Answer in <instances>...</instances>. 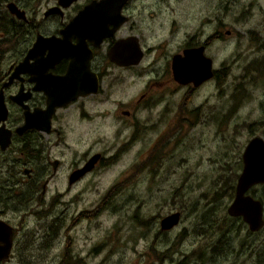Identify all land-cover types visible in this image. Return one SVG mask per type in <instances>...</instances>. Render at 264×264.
Listing matches in <instances>:
<instances>
[{
	"label": "rangeland",
	"instance_id": "rangeland-1",
	"mask_svg": "<svg viewBox=\"0 0 264 264\" xmlns=\"http://www.w3.org/2000/svg\"><path fill=\"white\" fill-rule=\"evenodd\" d=\"M21 4L31 6L42 19L53 0H21ZM127 12L131 19L126 29L144 31L151 41L146 46L154 47L141 64L144 73L131 72L126 83L115 87L108 103L96 106L104 114H91L82 121L74 115L65 122L68 163L91 149L107 157L121 147L123 151L66 195L37 196L45 199L43 206L34 196L30 207L35 212L50 210L49 205L60 200L58 211L66 214L58 222L60 243L48 251L39 245L53 218H46L45 213L30 216V236H36L33 241L30 237V264H186V253L200 252L204 245L196 233L204 226L212 236L206 243L222 237L229 241L216 264L262 263L264 228L251 232L248 225L233 224L235 218L227 209L234 200L232 188L242 173L247 142L256 134L264 136V67H255L263 73L250 67L252 60L264 58V0H133ZM243 15L245 25L236 20ZM219 20L224 23L222 31L236 27L245 33L242 28H251L260 31L263 39L245 40L239 46L235 36L213 45L209 55L215 59V69L223 71L222 79L196 89L187 101L188 89L170 76L168 63H173L189 37L201 39ZM42 28L53 27L44 23ZM170 31H177L173 39ZM20 49H1L4 72ZM234 59L237 63L232 65ZM165 69L169 71L162 75ZM158 79L167 82L156 86ZM146 89L154 96L148 107L139 106L140 137L128 144L135 119L121 111L130 108ZM87 109L94 106L88 104ZM64 181H57L55 187L62 189L63 183L67 187ZM84 187L93 192L82 193ZM255 193L264 199V186ZM91 211L89 219L76 220L79 212ZM177 212L181 213L179 224L162 229L161 221ZM191 264H201V260Z\"/></svg>",
	"mask_w": 264,
	"mask_h": 264
},
{
	"label": "flooded vegetation",
	"instance_id": "flooded-vegetation-1",
	"mask_svg": "<svg viewBox=\"0 0 264 264\" xmlns=\"http://www.w3.org/2000/svg\"><path fill=\"white\" fill-rule=\"evenodd\" d=\"M93 1L94 0H83L82 2V0H76L68 6H64L60 3V0H53V4L47 7L42 19H38V17L35 16L36 12L30 10L31 6L26 8L21 4V0H4V2H0V7L4 8V10H0V16L2 13H5L9 19L7 25H11L14 29L12 33L18 31V36L13 39L8 37L10 34H7L6 36L4 32L0 31V39L8 37V40L12 41L6 47L9 51H15L21 48L18 57L8 65L5 72L2 69L3 75L0 76V95L7 108L5 119L0 121V127L5 125L6 128L12 132L11 142L6 148H3V140H0V264H10L14 261H21L23 264H30V250L32 249V245H30V216L34 215V213L39 216H43L45 213L46 218H53L51 219V226L47 229V234L45 233V236L43 237V240H45L39 245V249L42 251H48L59 245L61 223L58 224V222H61V220L63 221L66 214L63 209L62 211H58L59 206H61V201L58 200L59 202L57 204H50V210L45 208L42 211L35 212V208L30 207L35 197L39 206H43L45 199H40L37 196L48 194L54 196L66 195L67 192L72 191L74 186L91 179L90 177L93 174L96 175L100 167L106 168L112 163L111 161L116 159V157L123 151V147H121L116 155L112 154L110 157H107L103 152H99L98 150L93 151V149H91L88 153H85V155H82L79 158H71L68 163L65 158L66 148L68 147L65 141V122L67 118L74 115L82 121V119L91 117V114L97 117H99L100 113L104 114V112H99L97 109L98 107L96 106L99 103L101 105L106 102L108 103V99H110L109 96L113 95L115 87L120 83H126L131 72H136L138 74L144 73L143 68L140 69L142 66L141 64L143 63L145 55L154 51V47L146 46L150 45L149 43L151 41L146 39L147 35L144 31H132V28L126 29V25L131 19L127 9L133 0H129L122 8V14L126 16L128 20L110 36H106L100 42H98V39L93 40L92 38H87L84 42V39L80 36H74L71 38L73 43L81 42L79 44L84 50V53L78 58L80 62L77 64L78 67L76 70L80 73L81 78L87 80V84L84 86L87 91L86 94L77 96L67 105L60 107L57 106L56 110L50 114L51 116L49 118H47L45 112L48 110V101L53 93L51 91L47 92L45 88L54 86L52 90L57 91L62 90V86L46 84L44 79L47 76L50 78H52V76H65L69 71L71 59L62 58L60 61L50 66L46 64V59L49 56L50 51L46 50L44 53L38 52L37 54H31L29 61L25 65V70L19 68L20 64L25 62V58L34 47L39 36L45 38L61 37L62 30L80 11ZM9 3H15L16 6L25 13L26 18L13 14L8 8ZM211 20V18L207 19L208 22H211ZM236 20L238 23L245 25L247 18L243 15L237 17ZM44 23L53 28H47V30L44 31L42 28ZM223 25L224 23L219 20V25L210 33L203 34L201 39L198 38L196 40V36L189 37L181 50H178L175 53V55L183 54L185 50L203 46L205 48L204 54L210 57L213 61L214 74L209 80L199 86H195L192 82L181 84L175 79L173 63H168L171 74L170 76H173V79L178 84L186 85V88L188 89L186 95L187 101L188 96L196 89L208 84L211 80L217 79L219 81L222 79L221 76L223 71L215 69V59L213 56L209 55V51L213 45L226 42L229 37L235 36V39L239 40V46L244 45L246 43L244 42L245 40L254 41L255 38L260 42L263 39L261 32L256 31L255 29L242 28L245 33L236 29V27L233 29L227 28L226 31H222L224 27ZM170 32L173 39V36L177 31H175V33L174 31ZM123 41L125 49H129L130 46H140L144 53L140 63L120 65L112 60L110 54L113 52L117 44ZM23 42L26 44L21 46ZM158 50L159 49H157V51ZM170 59L171 58H169L168 61H170ZM87 62L88 66L86 67ZM263 62V57L256 58L251 61L250 67L253 68L254 71L260 73L262 70L255 69V67H264ZM234 63H237V60L234 59L232 65H234ZM40 65L42 67H37ZM166 71L168 72L169 70H163L162 75L165 74ZM261 73H263V71ZM107 81H109L108 92L105 87ZM154 82L153 83L156 86H162L167 80L158 79L154 80ZM151 92V90L146 89L141 93L137 100L130 103V108L121 111L127 118L134 117L135 119L130 124L135 126V131L130 137L128 144L133 143V141L135 142L140 137L141 127H138L137 113L140 109L139 106H142L143 103L145 107L149 106V103L154 96ZM100 96L105 97L101 98ZM16 99L23 101V104H20ZM88 104H92L94 109L88 110ZM26 112L30 114L34 124L43 128L40 129L36 126L26 127ZM256 136L264 139V136L257 134L251 139ZM97 155V161L93 162L87 171L82 172L88 167L89 162H91V160ZM64 173L65 175L62 177V174ZM241 174L242 173H240V175ZM64 180L68 182L67 187L65 183H63L65 187L62 189L55 187L57 181ZM95 183L96 181H94V185ZM260 186H264V183H259L251 187L246 195H250L254 199L262 201L264 206V199L258 198L255 193L256 188ZM94 189L96 190L97 188ZM232 189L235 193V200L237 183ZM80 191L82 193L93 192L91 188L89 190V187H84ZM91 213L92 211L90 214H88V212H79L76 220H80L81 217L89 219L88 217L93 215V213ZM229 216L235 218L233 224L243 223L249 227V224L244 221L242 216H231L230 214ZM209 226L215 227L216 225L211 224ZM209 232L210 231L206 226L200 227L198 237L202 239L204 245L201 246L200 252L186 253V264H191V261L194 259L201 260V264L218 263L222 253L227 249L229 241L224 240V237H222L219 241L214 239L213 243H206L210 240V237H212L207 235ZM35 237L36 236L31 237L32 241L36 239ZM67 248H69L68 245H66L65 249L67 250Z\"/></svg>",
	"mask_w": 264,
	"mask_h": 264
},
{
	"label": "water",
	"instance_id": "water-1",
	"mask_svg": "<svg viewBox=\"0 0 264 264\" xmlns=\"http://www.w3.org/2000/svg\"><path fill=\"white\" fill-rule=\"evenodd\" d=\"M74 1L76 0H60V3L64 6H68ZM128 1L129 0H94L70 21L62 30L61 37L45 38L39 36L34 47L25 58V62L21 63L19 68L25 70V65L29 61L31 54H37L38 52L44 53L46 50L50 51L46 59V64L50 66L60 61L62 58L71 59L69 71L65 76L50 75L53 79L48 76L44 79L46 84L62 86V90L57 91L52 90L54 86L45 88L47 92L51 91L53 93L48 101V110L45 112L47 118L56 110L57 106H65L77 96L86 94L87 91L86 87H84L87 84V80L81 78L80 73L76 70L78 67L77 64L80 62L78 58L84 53V50L79 44L81 42L73 43L71 38L80 36L84 39V42L87 38H92L93 40L98 39V42H100L106 36H110L128 20V18L122 14V8ZM8 8L13 14L26 18L25 13L21 11L15 3H9ZM204 49L203 46L192 48L185 50L183 54H178L173 57V71L175 79L178 82L181 84L192 82L195 86H199L213 76V61L204 54ZM143 54L139 45L135 47L130 46L129 49H125L123 41L117 44L110 56L112 60L118 64L128 65L140 63ZM42 66L40 65L37 67ZM87 66L88 62L86 64V67ZM0 100V121H2L5 119L7 108L1 95ZM16 100L20 104H23V101L20 99ZM26 118V127L36 126L40 129L43 128L34 124L28 112H26ZM11 135V130L7 129L5 125L0 127V140H3V148H6V146L10 144ZM97 159L98 155L89 162L88 167L82 172L87 171ZM243 159L244 168L237 182L236 198L229 206L228 213L231 216H242L244 221L249 224L250 230L256 232L264 227V206L262 201L254 199L252 196L246 195V193L251 187L259 183H264V139L262 137L256 136L250 140L244 151ZM180 219V212L165 217L161 221L162 229H172L179 224Z\"/></svg>",
	"mask_w": 264,
	"mask_h": 264
},
{
	"label": "trees",
	"instance_id": "trees-1",
	"mask_svg": "<svg viewBox=\"0 0 264 264\" xmlns=\"http://www.w3.org/2000/svg\"><path fill=\"white\" fill-rule=\"evenodd\" d=\"M0 2H4V0H0ZM9 22V19L7 17V15L5 13H2V15L0 16V31L4 32L7 36V34H10V36H8L10 39L16 38L18 36V31H15L14 33H12L14 31L13 27L11 25H7ZM3 38L0 39V60L2 57V53H1V49L4 47H7V45L9 43H11V40H8L9 38ZM2 69L0 67V76H2ZM196 233L198 234V230L196 229ZM263 262L260 264H264V259L262 260Z\"/></svg>",
	"mask_w": 264,
	"mask_h": 264
}]
</instances>
